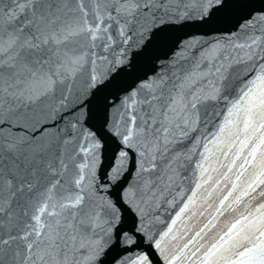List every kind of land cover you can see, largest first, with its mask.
<instances>
[{
	"label": "snow or ice",
	"instance_id": "1",
	"mask_svg": "<svg viewBox=\"0 0 264 264\" xmlns=\"http://www.w3.org/2000/svg\"><path fill=\"white\" fill-rule=\"evenodd\" d=\"M236 7L242 23L153 58ZM116 249L112 264H264V0H0V264Z\"/></svg>",
	"mask_w": 264,
	"mask_h": 264
},
{
	"label": "water",
	"instance_id": "2",
	"mask_svg": "<svg viewBox=\"0 0 264 264\" xmlns=\"http://www.w3.org/2000/svg\"><path fill=\"white\" fill-rule=\"evenodd\" d=\"M250 2H255V0H250ZM246 12H247L246 9L236 7L230 9L226 15L217 17L212 23L208 25H202L198 27L192 24H188L185 26L176 27L174 30L165 34L166 39L157 49L154 50L153 58L155 56L164 57L166 55H170L171 51L173 50L172 44L176 40L184 39L193 35L197 36L198 38H203L204 33L230 30L237 23H242V17L246 14ZM213 38L215 37L213 36L208 37V39H213ZM152 67L153 65L150 60H146L142 62L140 65H138L137 71L133 75L122 77L118 87H113L106 90V92L103 95L116 96L117 93L121 91V89L129 87L132 84L133 80H135L138 76H143L145 73L150 74ZM97 103L102 105V96L97 101ZM111 152H112V146L109 145L107 150L105 151V158H104L105 168L110 163L109 157L111 156ZM187 176L188 179L184 180L185 185L189 184L191 173H188ZM110 191L112 193L113 198H115L118 193V188H113ZM161 215L162 218L166 219L168 213L162 212ZM128 222L130 223V221ZM160 227H162V225ZM118 254H119V249L112 251L106 260V264H112L113 257H116Z\"/></svg>",
	"mask_w": 264,
	"mask_h": 264
}]
</instances>
